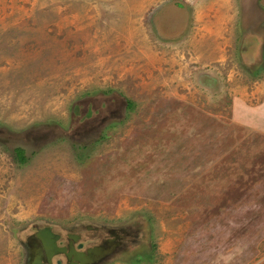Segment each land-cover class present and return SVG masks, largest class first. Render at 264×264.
I'll use <instances>...</instances> for the list:
<instances>
[{
	"label": "rangeland",
	"instance_id": "rangeland-1",
	"mask_svg": "<svg viewBox=\"0 0 264 264\" xmlns=\"http://www.w3.org/2000/svg\"><path fill=\"white\" fill-rule=\"evenodd\" d=\"M263 110L264 0H0V264L79 224L130 235L104 264H264Z\"/></svg>",
	"mask_w": 264,
	"mask_h": 264
},
{
	"label": "water",
	"instance_id": "water-1",
	"mask_svg": "<svg viewBox=\"0 0 264 264\" xmlns=\"http://www.w3.org/2000/svg\"><path fill=\"white\" fill-rule=\"evenodd\" d=\"M115 118H117L116 115L104 118L100 126L103 127L104 124ZM93 228L79 224L69 230L63 229L66 235L57 232L50 225L37 228L25 241H22L26 253V264H54L56 257L63 259V264H104L112 254L118 251L121 245L126 243L125 240L130 238L124 229L116 232L111 230L108 241L83 249L81 244L83 236H88L89 232L92 234L96 231ZM60 241H64L65 245L60 246Z\"/></svg>",
	"mask_w": 264,
	"mask_h": 264
},
{
	"label": "flooded vegetation",
	"instance_id": "flooded-vegetation-1",
	"mask_svg": "<svg viewBox=\"0 0 264 264\" xmlns=\"http://www.w3.org/2000/svg\"><path fill=\"white\" fill-rule=\"evenodd\" d=\"M110 103H111L110 101L108 103L106 102V105L108 104L107 107H108V112L110 113L109 115H112L114 117L116 115V112L114 110L113 111L109 110L110 108L111 109L114 108V107L113 108L111 107ZM87 112H88V110L85 111V113H87ZM93 229L96 231H94L92 234L88 233V236H85V237L83 236V240L81 241V244L83 245V249H86L88 247L101 245V244H103L109 240L110 237L108 235H102L101 229H98L97 227H94ZM59 245L64 246L65 242L60 241ZM54 264H63V259L56 257L54 259Z\"/></svg>",
	"mask_w": 264,
	"mask_h": 264
},
{
	"label": "crops",
	"instance_id": "crops-1",
	"mask_svg": "<svg viewBox=\"0 0 264 264\" xmlns=\"http://www.w3.org/2000/svg\"><path fill=\"white\" fill-rule=\"evenodd\" d=\"M240 104V103H239ZM239 110H240V112L238 113V114H240V116H241V114L243 113V111H241V106L239 105ZM264 111V110H263ZM238 114H237V116H238ZM240 116H238V117H240ZM257 120H258V122H260V123H262V125L264 124V118H263V120L262 119H260L261 117H259L258 115H257ZM263 117V116H262ZM235 118H237V117H235ZM248 120V119H247ZM248 121H244V123L245 124H248L247 123ZM258 125V124H257ZM264 126V125H263ZM239 127V126H238ZM260 129H262V130H264V127H262V128H260ZM208 184L210 183V181H208L207 182ZM217 193V189H213L212 188V195H215Z\"/></svg>",
	"mask_w": 264,
	"mask_h": 264
},
{
	"label": "trees",
	"instance_id": "trees-1",
	"mask_svg": "<svg viewBox=\"0 0 264 264\" xmlns=\"http://www.w3.org/2000/svg\"><path fill=\"white\" fill-rule=\"evenodd\" d=\"M17 158L21 164H26L27 158L23 149H17Z\"/></svg>",
	"mask_w": 264,
	"mask_h": 264
}]
</instances>
